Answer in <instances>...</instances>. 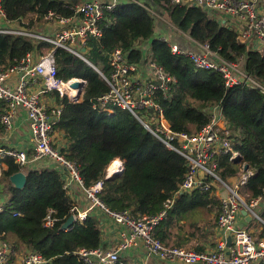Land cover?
Masks as SVG:
<instances>
[{
    "label": "trees",
    "instance_id": "1",
    "mask_svg": "<svg viewBox=\"0 0 264 264\" xmlns=\"http://www.w3.org/2000/svg\"><path fill=\"white\" fill-rule=\"evenodd\" d=\"M80 1L3 0L2 5L9 21L20 23L26 19L30 28L49 10L70 16L72 12L63 5ZM143 1L150 8H161L173 26L198 43L208 44L225 61L243 58L244 71L264 83V53L246 48L234 30L210 18L206 10L192 5L173 6L169 0ZM107 18L110 24H102L101 37L90 38L86 44L88 62L108 75L111 52L121 49L127 52L129 62L140 64L143 48L148 47L153 60L176 80L169 94L158 95L174 132L200 131L209 123V110L220 107L235 134L233 147L240 154L241 163L253 173L241 193L246 200L262 196L264 219V97L247 87L226 88L215 72L197 70L188 58L173 55L167 44L156 39L154 18L145 8L123 4ZM34 48L26 38L0 35V67L12 65L28 53H44L33 52ZM38 49L42 51L43 47ZM54 58L57 78L64 82L71 79L86 82L80 102L56 97L57 103L63 105L56 124L63 140L61 151L77 166L83 185L89 188L101 182L98 198L112 211H128L133 216L159 215L184 178L185 160L152 137L127 111L111 106L94 108L96 99L107 93L108 87L89 64L61 49L54 52ZM3 106L0 102V111ZM116 159L123 163L122 172L106 179L107 168ZM218 160L217 173L223 181L237 176L241 163L230 161L227 156ZM6 165L1 176L8 197L0 212V242L37 252L44 264H81L79 250H93L102 245V231L95 216H89L82 224L75 223L69 231L60 229L71 215L73 202L63 190L65 172L59 166L23 169L26 186L17 190L9 177L22 169L11 159L6 160ZM48 210L58 219L52 229L43 227ZM218 210L219 201L209 195L198 192L181 195L166 211L153 235L166 247L201 252L200 242L212 230L211 220L207 221L209 213ZM204 226L210 230L205 231Z\"/></svg>",
    "mask_w": 264,
    "mask_h": 264
},
{
    "label": "built area",
    "instance_id": "2",
    "mask_svg": "<svg viewBox=\"0 0 264 264\" xmlns=\"http://www.w3.org/2000/svg\"><path fill=\"white\" fill-rule=\"evenodd\" d=\"M169 1L173 6L192 5L206 10L210 18H216L224 27L234 30L246 48L259 52L264 50V0ZM2 3L3 0H0V35L26 38L35 45L33 52L44 53H28L12 65L0 67V102L4 104L0 111V125L9 131L17 111H24L32 146L30 154L17 148L0 149V176L7 159H11L22 171L32 165L35 168L43 159H50L65 172L63 190L73 202L70 210L74 217L73 225L82 224L89 216H95V212H102L112 221L118 229L116 242L111 247L101 245L93 250H79L77 255L81 264H128L129 252L136 250L145 259L154 258L170 263L264 264V236L258 238L238 224L239 218L243 216L241 211L244 210L251 217V222L264 226L262 196L246 200L241 193L253 173L250 169L244 171V163H241L237 176L227 182L217 173L221 156H227L230 161L240 156L233 147L235 134L224 119L221 108L214 106L209 110V123L200 131L191 134L174 132L158 102V95L169 94L176 80L153 60L148 47L143 48L144 57L140 64L129 62L127 52L121 49L111 52L108 75L93 67L85 54L88 40L100 38L102 24H110L108 14L118 6L129 3L150 12L155 22L156 39L167 44L173 55L188 58L197 70L215 72L222 78L226 88L247 87L257 90L264 97V83L256 81L244 71L243 58L235 62L225 61L208 44L198 43L173 26L161 8H150L143 0L66 2L63 8L72 12L70 16L49 10L40 22H35L37 26L30 28L25 19L20 23L9 21ZM171 35L191 49L174 44L170 40ZM40 46L43 47L42 51L38 49ZM57 49L89 64L106 83L108 91L96 99L94 108L100 105L102 108L111 106L127 111L152 137L185 160L184 178L159 215L133 216L128 211L110 210L98 198L102 183L86 188L77 166L68 161L61 151L63 145L54 146L56 124L63 110V105L57 103L56 97L78 103L82 100L86 85L82 79L64 82L57 78L54 58ZM75 84L77 86L72 91ZM215 191L223 194L216 218V227L222 238L213 249L196 252L185 247H166L154 237L156 226L165 218L166 211L177 197L193 192L210 195ZM79 193L88 202L83 211H79L75 205ZM3 207L0 205V212ZM53 214L52 210H48L43 227L52 229L55 226L58 219ZM229 238L230 245L227 246ZM12 256L13 248L0 242V264H9ZM44 263L40 254L30 251L19 261V264Z\"/></svg>",
    "mask_w": 264,
    "mask_h": 264
},
{
    "label": "crops",
    "instance_id": "3",
    "mask_svg": "<svg viewBox=\"0 0 264 264\" xmlns=\"http://www.w3.org/2000/svg\"><path fill=\"white\" fill-rule=\"evenodd\" d=\"M54 138H55L54 146L63 145L62 143L63 140L61 139V136L59 135L57 130L55 132ZM6 148H17L21 151L26 152L27 154H30L32 152V146L29 141L28 122L26 119L25 112L22 110L17 111L15 117L13 118L12 128L9 131H5L0 125V149H6ZM116 160L120 162L119 173H121L123 169V163L118 159ZM53 165L54 162H52L50 159H43L40 163L36 165L35 169L49 168ZM33 166L34 165L26 167V170L29 168L34 169ZM6 169H7V165L5 162V164L3 165V171H5ZM106 177H108V175ZM2 179L3 177L0 176V205H4L8 197V194L5 191V187H4L5 180ZM218 192L219 191L213 192L212 194L209 195V197L217 198ZM76 199L77 201L75 205L77 209L79 211H83L84 209H86L88 202L81 193H79ZM216 214H217L216 211H212L209 213L207 221L211 220L212 230H211V234H209L207 238L203 239L202 242H200L202 243L203 250L213 249L215 247L216 242L220 241L222 238L216 227ZM94 215L99 220L100 229L102 231L101 233L102 246L105 248L111 247L117 240L118 229L114 226L111 220L106 218V216L102 212H95ZM213 223H215V226ZM238 224L244 226L248 231H250L253 235H255L258 238L264 236L262 231L263 229L262 228L258 229L257 227L259 225L255 224L254 222H250V223L246 222L245 217L243 216L239 218ZM249 226H252V229H249ZM204 230L207 231L210 229H208V226H204ZM27 251L28 250L24 248V246L16 245L13 248V256L10 258L9 264H19L20 259L26 254ZM128 256H129V259L127 260L128 264H182V263H170L167 261H161L154 258L145 259L144 256H142V253L140 251L138 252L137 250L129 252Z\"/></svg>",
    "mask_w": 264,
    "mask_h": 264
},
{
    "label": "water",
    "instance_id": "4",
    "mask_svg": "<svg viewBox=\"0 0 264 264\" xmlns=\"http://www.w3.org/2000/svg\"><path fill=\"white\" fill-rule=\"evenodd\" d=\"M233 161H235L237 163H241L242 158H241V156H236L233 158ZM248 169H249V166L245 164L244 165V171H247ZM106 173H107V171H106ZM118 173H115L114 176H116ZM106 179H110V177L108 176V177H106ZM9 182L12 185V187H14L15 189L23 190L26 186V175L22 171L15 173L9 177ZM241 215H243L245 217L246 222H248V223L251 222V217L246 215V212L244 210L241 211ZM73 221H74V217H73V215H70L69 218L62 224L60 229L62 231H66L67 229L71 228L73 226ZM229 245H230V238L227 239V246H229Z\"/></svg>",
    "mask_w": 264,
    "mask_h": 264
},
{
    "label": "rangeland",
    "instance_id": "5",
    "mask_svg": "<svg viewBox=\"0 0 264 264\" xmlns=\"http://www.w3.org/2000/svg\"><path fill=\"white\" fill-rule=\"evenodd\" d=\"M26 22H28V20H26ZM35 26H37V25H35ZM39 26H40V25L38 24V27H39ZM177 39H178V38H177L176 36H174V35H171V36H170V40H171L172 42H174V44L176 43V44L179 45L180 47L191 49V47L188 46V45H185L184 42H183L182 40H177ZM260 52H263V53H264V50H262V51H260ZM106 175H107V174H106ZM222 197H223V194H222L221 191H219V193H218V197L216 198V199L219 201V210L217 211L216 218H217L218 213L220 212V208H221L220 200H221ZM258 225H259V226H257L258 229L261 228V227H264L262 224H258ZM249 229H252V226H249Z\"/></svg>",
    "mask_w": 264,
    "mask_h": 264
},
{
    "label": "bare ground",
    "instance_id": "6",
    "mask_svg": "<svg viewBox=\"0 0 264 264\" xmlns=\"http://www.w3.org/2000/svg\"><path fill=\"white\" fill-rule=\"evenodd\" d=\"M76 84L75 85H73V88H72V91H74V89L76 88ZM120 162L119 161H117V160H115V161H113L110 165H109V167H108V169H107V175L110 177V178H112L114 175H115V173H117V172H119V169H120ZM106 175V176H107Z\"/></svg>",
    "mask_w": 264,
    "mask_h": 264
}]
</instances>
